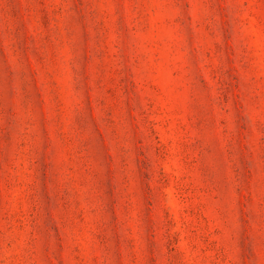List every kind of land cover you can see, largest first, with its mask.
<instances>
[{
  "label": "rangeland",
  "instance_id": "obj_1",
  "mask_svg": "<svg viewBox=\"0 0 264 264\" xmlns=\"http://www.w3.org/2000/svg\"><path fill=\"white\" fill-rule=\"evenodd\" d=\"M0 264H264V0H0Z\"/></svg>",
  "mask_w": 264,
  "mask_h": 264
}]
</instances>
